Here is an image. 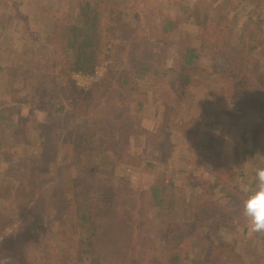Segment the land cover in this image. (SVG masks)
<instances>
[{
	"label": "rangeland",
	"instance_id": "rangeland-1",
	"mask_svg": "<svg viewBox=\"0 0 264 264\" xmlns=\"http://www.w3.org/2000/svg\"><path fill=\"white\" fill-rule=\"evenodd\" d=\"M102 1L123 9L134 46L103 26L95 72L73 74L113 110L104 148L78 155L57 127L70 95L62 74L33 59L66 40L76 2L0 0V264H165V221L149 193L163 181L175 189L186 264H264V106L251 101L264 98V0ZM87 173L121 189L109 217L83 218L74 196L67 209L72 177Z\"/></svg>",
	"mask_w": 264,
	"mask_h": 264
},
{
	"label": "trees",
	"instance_id": "trees-1",
	"mask_svg": "<svg viewBox=\"0 0 264 264\" xmlns=\"http://www.w3.org/2000/svg\"><path fill=\"white\" fill-rule=\"evenodd\" d=\"M76 2V15L74 20L69 24L67 31V38L64 41H57L54 47L52 55H41L33 58L34 60L40 61L41 59L47 62V68H52L57 77L62 74V90L67 87L69 101H67L66 109L64 108L63 115L64 121L60 118V122H63L68 136L71 137L69 140L70 147L78 154L82 155L93 152L95 150L104 148L105 142L108 141L110 135V122L113 110L110 109L109 105H106L103 100L98 96L97 91L90 89L85 90L80 87L73 78V74H93L95 68L98 66L101 58L102 43H103V26L105 29H109L111 32H115V40L120 48L125 49L129 46H134L131 38L133 35L129 34L130 25L127 23L122 24L124 17V11L118 6H110L103 8L100 5L104 4L102 0H73ZM16 27V25H15ZM12 32V31H11ZM16 34L15 29L12 34ZM136 35H134V38ZM29 51H35L32 39H29ZM28 44V45H29ZM27 48V47H26ZM23 50L22 53L26 50ZM28 51V50H26ZM28 51V52H29ZM194 52V51H193ZM198 55L191 54L190 59L192 62L193 57ZM186 55L182 63V67L179 72V80L183 84H190L188 76V68L190 67V59L185 60ZM6 69V68H5ZM32 70H41V67H36ZM46 69H42L45 71ZM9 72V71H8ZM26 72L30 75H38L39 71L31 72L26 68ZM25 72V73H26ZM4 79H7V74L1 72ZM40 76L46 75L40 73ZM22 76V74H20ZM7 77V78H5ZM245 83V82H244ZM37 87V86H36ZM37 92V91H35ZM34 93L31 91V94ZM185 94V91L182 93ZM251 99V97H250ZM253 106L260 107L264 106V98L257 100L253 97L251 100ZM60 114V113H59ZM58 114V115H59ZM57 115V117H58ZM0 117H4L1 116ZM255 123V122H254ZM85 170L88 168L85 167ZM73 182L70 184V198L65 202L67 209L70 210V201L72 196L77 198L79 202L80 211L82 212L83 218H89L93 216L95 212L100 213L102 216L109 217L115 206L120 205L121 189L116 187L110 178L103 180H92L90 176L84 174L79 177H72ZM171 183V182H170ZM170 183L162 182L161 185H153L149 189V193H152L154 197V209L155 213H161L164 217L165 224L161 227V235L168 248L165 247L168 254L166 256L165 264H186V259L190 257L189 250H185L182 243L181 237L183 233L177 227V223L173 221L177 214V199L170 197L168 191H173L175 195V189L170 186ZM206 186V183L204 182ZM204 187V186H203ZM67 190V189H66ZM66 192V191H65ZM204 192V191H203ZM200 202L203 200L200 192L195 193ZM206 194V192H204ZM55 201V198H52ZM146 199L145 191L143 192V201ZM205 200L201 204H206ZM53 202V203H54ZM66 208V207H65ZM226 212H231L230 209H225ZM236 213L231 215H221L217 218V213L212 215L210 219H221L223 225L228 226V222L232 221L233 224L236 222ZM54 218L58 222L59 228L64 229L66 218L58 211L55 212ZM245 225V224H244ZM248 225H246L245 230ZM87 231L95 236L99 232V226L95 224L85 225ZM59 232V235L61 234ZM115 232L119 234L122 242L127 245L125 237L126 232H121L120 227L116 226Z\"/></svg>",
	"mask_w": 264,
	"mask_h": 264
},
{
	"label": "built area",
	"instance_id": "built-area-1",
	"mask_svg": "<svg viewBox=\"0 0 264 264\" xmlns=\"http://www.w3.org/2000/svg\"><path fill=\"white\" fill-rule=\"evenodd\" d=\"M75 75H82L81 73H79V74H75ZM83 75H85V74H83Z\"/></svg>",
	"mask_w": 264,
	"mask_h": 264
}]
</instances>
